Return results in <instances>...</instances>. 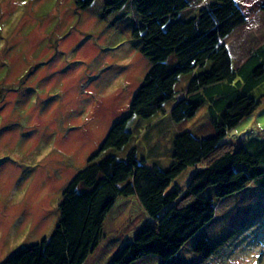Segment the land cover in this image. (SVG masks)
<instances>
[{
  "label": "rangeland",
  "instance_id": "374dc122",
  "mask_svg": "<svg viewBox=\"0 0 264 264\" xmlns=\"http://www.w3.org/2000/svg\"><path fill=\"white\" fill-rule=\"evenodd\" d=\"M105 1L79 9L75 0H0V263L51 235L64 188L93 154L99 153L97 160L107 153L124 157L134 147L136 157L150 165L184 162L174 181L187 192L177 200L182 204L197 192L214 197L215 185L196 172L227 169L228 160L220 159L225 153L241 173L247 156L240 144L264 137V83L253 91L260 100L254 110L231 129L211 121L206 103L190 118L180 123L170 118L175 124H168L170 109L189 81L182 74L179 92L159 112L163 127L132 115L128 144L99 152L112 125L129 115L130 101L150 67L141 41L132 37L138 26L132 4L105 14ZM207 1L212 0H189L178 19L195 16ZM235 1L246 21L223 40L233 67L264 43V0ZM234 176L241 188L215 198L218 216L206 228L217 243L214 252L203 257L192 251L194 241L187 242L173 264H264V183L246 190L251 182L245 175ZM229 207L231 216L240 213L235 222L225 220ZM148 220L136 196L114 199L85 264H109ZM130 264H158V258L148 254Z\"/></svg>",
  "mask_w": 264,
  "mask_h": 264
},
{
  "label": "trees",
  "instance_id": "16d2710c",
  "mask_svg": "<svg viewBox=\"0 0 264 264\" xmlns=\"http://www.w3.org/2000/svg\"><path fill=\"white\" fill-rule=\"evenodd\" d=\"M93 1L75 0L79 9ZM129 2L138 17L132 37L141 41L140 51L150 67L130 101L129 115L112 125L99 152L121 150L128 144L132 133L127 121L132 115L154 122L165 103L179 92L176 86L182 74L190 77L185 94L170 109L173 121L190 118L206 103L209 117L227 130L254 110L260 100L253 91L264 83V43L233 67L223 40L246 21L235 0L207 1L187 20H179L178 15L189 8V0H106L104 12L109 14ZM260 7L264 10V3ZM240 148L247 156L242 174L232 169L235 161L224 153L220 159L228 160L227 169L208 167L195 173L206 184L215 185L214 197L197 192L182 204L177 200L187 192L174 181L185 170L184 162L173 161L167 168L150 165L136 157L134 147L124 157L107 153L97 160L99 153L93 154L64 188L51 235L21 248L0 264H85L109 204L123 195L136 196L149 220L109 264H130L148 254L157 256L158 264H173L184 244L192 241V251L208 257L217 246L205 231L218 216L215 198L241 188H237L234 174L245 175L246 182H251L246 190L264 183V137H251ZM232 207L223 214L225 220L230 218L228 222L240 216H231ZM201 230L203 234L196 237Z\"/></svg>",
  "mask_w": 264,
  "mask_h": 264
},
{
  "label": "crops",
  "instance_id": "0c3cea01",
  "mask_svg": "<svg viewBox=\"0 0 264 264\" xmlns=\"http://www.w3.org/2000/svg\"><path fill=\"white\" fill-rule=\"evenodd\" d=\"M189 77H190V76H186L187 80H189ZM155 118H156V119H154V122H155V123H156V122L158 123L157 126H158V125H161V126H160V128H161V127H163V126L165 125L164 122H166V121H164L163 116H161L160 114H157V116H156ZM169 119H170V117H169ZM211 121H213V120H211ZM154 122H153V123H154ZM170 122H171V123H168V124H173V123H174L173 121H171V119H170ZM172 122H173V123H172ZM213 122H214V121H213ZM179 123H180V122H179ZM215 123H216V122H215ZM174 124H175V123H174ZM216 124H218V123H216ZM218 125H219L220 127H222L220 124H218ZM160 128H159V127L157 128V130H158L157 132H160ZM223 128H224V127H223ZM203 139H204V138H203ZM205 139H206V138H205ZM207 196H208V195H207ZM209 224H211V222H210ZM209 224H208V225H209ZM208 225H207V226H208ZM206 228H207V227H206ZM206 228H205V231H206ZM203 230H204V229H203ZM203 230H201L200 232H203ZM156 257H157V256H156ZM157 258H158V257H157ZM158 262H159V258H158Z\"/></svg>",
  "mask_w": 264,
  "mask_h": 264
}]
</instances>
